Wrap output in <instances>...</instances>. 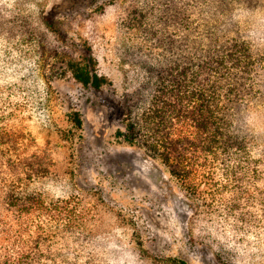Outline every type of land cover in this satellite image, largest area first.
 <instances>
[{
    "label": "rangeland",
    "instance_id": "1",
    "mask_svg": "<svg viewBox=\"0 0 264 264\" xmlns=\"http://www.w3.org/2000/svg\"><path fill=\"white\" fill-rule=\"evenodd\" d=\"M182 22L197 29L193 37L199 26L250 41L264 59V2L0 0L1 99L22 103L24 125L53 163L39 187L84 210L80 264H264L258 208L241 221L209 211L159 161L116 136L128 133L130 109L145 106L157 48L183 36ZM91 55L106 77L100 90L84 87L66 64ZM73 111L83 121L74 144ZM241 112L243 129L263 148L264 97Z\"/></svg>",
    "mask_w": 264,
    "mask_h": 264
},
{
    "label": "trees",
    "instance_id": "2",
    "mask_svg": "<svg viewBox=\"0 0 264 264\" xmlns=\"http://www.w3.org/2000/svg\"><path fill=\"white\" fill-rule=\"evenodd\" d=\"M181 24L183 36L157 48L159 69L145 106L130 109L128 133L116 136L159 161L194 203L237 221L250 207L264 218V147L237 119L264 97V59L241 37L199 26L193 37L197 29ZM66 64L84 87L100 90L106 82L92 55ZM24 108L0 95V264H80L84 210L75 198H50L39 187L53 163L24 125ZM72 114L74 144L83 121Z\"/></svg>",
    "mask_w": 264,
    "mask_h": 264
}]
</instances>
